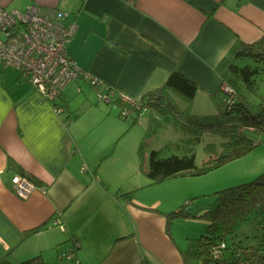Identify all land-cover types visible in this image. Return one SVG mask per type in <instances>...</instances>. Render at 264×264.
Here are the masks:
<instances>
[{
    "label": "crops",
    "instance_id": "0c3cea01",
    "mask_svg": "<svg viewBox=\"0 0 264 264\" xmlns=\"http://www.w3.org/2000/svg\"><path fill=\"white\" fill-rule=\"evenodd\" d=\"M31 3L69 13L77 30L68 53L103 85L141 100L174 71L196 82L190 105L171 96L186 115L221 110L218 64L237 40L264 35V0H0L7 8ZM94 91L72 81L57 113L16 68L0 64V264H168L177 250L183 264L178 219L168 231L166 215L185 195L170 181L177 177L166 189L151 182L136 151L146 130ZM21 173L37 184L27 198L11 186ZM211 205L186 210L200 215Z\"/></svg>",
    "mask_w": 264,
    "mask_h": 264
},
{
    "label": "trees",
    "instance_id": "16d2710c",
    "mask_svg": "<svg viewBox=\"0 0 264 264\" xmlns=\"http://www.w3.org/2000/svg\"><path fill=\"white\" fill-rule=\"evenodd\" d=\"M246 58H251L257 64L240 66L235 63L237 59ZM263 69L264 35L252 43L237 40L217 66L221 77L219 90L224 95L218 113L197 116L177 111V106L171 102V96L183 99L190 105L198 92L197 83L178 71L172 72L162 87L150 91L139 100L143 108H151L166 115L174 112L178 114L175 116L185 118L186 123L181 127L185 131L195 129L199 134L190 141L198 140L201 131L219 132L226 138L219 145H206L208 158L201 166L197 165L195 152L191 149L184 154L167 157L161 155L160 149H152L145 165L146 133L138 150L142 158L141 168L152 183H161L177 176L206 174L231 160L245 156L259 144L247 131L264 132V106L260 104L255 110L249 100L250 95L257 93L256 76ZM225 86L231 91L224 93ZM139 116V110H135L130 117L122 118L134 125ZM13 162L10 160V165ZM214 194L217 196L216 200L200 215H191L186 210L189 202L166 213L168 231L175 218H203L208 222L206 231L196 238H188L186 249L180 251L183 264L191 260H198L200 264H264V173L251 181L223 188ZM39 262L36 257L21 264Z\"/></svg>",
    "mask_w": 264,
    "mask_h": 264
},
{
    "label": "built area",
    "instance_id": "2783aa9c",
    "mask_svg": "<svg viewBox=\"0 0 264 264\" xmlns=\"http://www.w3.org/2000/svg\"><path fill=\"white\" fill-rule=\"evenodd\" d=\"M68 16L63 10L34 3L23 10L0 6V64L16 68L53 104L57 113L65 110L61 103L65 88L77 79L87 80L96 89L98 100L120 103L121 117L128 118L135 110L140 113L145 110L139 100L118 92L111 85H103L101 80L77 65L67 50L77 24L68 22ZM227 91L231 89L225 86L223 92ZM11 186L18 196L27 198L37 184L26 175L16 174Z\"/></svg>",
    "mask_w": 264,
    "mask_h": 264
},
{
    "label": "rangeland",
    "instance_id": "374dc122",
    "mask_svg": "<svg viewBox=\"0 0 264 264\" xmlns=\"http://www.w3.org/2000/svg\"><path fill=\"white\" fill-rule=\"evenodd\" d=\"M24 9L23 7H19ZM240 66L250 64H257L251 58L237 59L235 61ZM258 90L256 94L249 96V100L252 103V107L256 110L259 108L260 104L264 106V69L256 76ZM90 88V86L87 85ZM95 93V99L98 100L97 93ZM87 94V93H86ZM83 97H77L74 104L78 105L86 99L87 95L82 94ZM222 97L224 95L222 94ZM101 102V100H99ZM103 104V101L101 102ZM114 104V103H112ZM142 117V119H141ZM154 118V119H153ZM185 118H180L174 115H166L158 113L155 110L145 109L142 110L139 116V121L135 124L133 129H139L140 131L145 129L147 133V143L145 144L144 151V162L145 165L148 163V154L152 149L161 150V155L164 157L170 156L172 154H184V152L189 149L195 152L196 163L201 166L204 160L208 158V153L206 152V145L208 144H221L226 140L219 132H205L201 131V135L198 140L190 141L198 136V132L193 129L192 131H185L181 126L186 123ZM247 133L259 141V144L248 152L245 156L231 160L221 167L210 171L206 174L199 176H177V181L179 189L183 191L184 196L179 199L180 204H185L186 201L191 203L187 205V209H191L198 206L199 203H213L217 196L214 194L216 191L223 188L237 185L243 182L251 181L264 173V132L247 131ZM135 135H132L130 145L134 143ZM140 144V143H139ZM138 146V145H137ZM138 153V147L136 148ZM141 158V157H140ZM142 163V158H141ZM166 181L163 184L164 189L169 183ZM175 183V185L177 184ZM165 192L167 190H164ZM193 199H188L189 196ZM195 195V197H194ZM187 218V219H186ZM176 218V224L174 227L177 228V237L174 236L176 241V246L179 249H186L188 244V238H196L205 231L208 227L207 220L203 218L190 219L188 217ZM192 218V217H191ZM172 226V224H171ZM171 230V229H170ZM178 251V250H177ZM175 251V257H170L168 264H181L179 258V251ZM187 264H200L198 260H191Z\"/></svg>",
    "mask_w": 264,
    "mask_h": 264
},
{
    "label": "bare ground",
    "instance_id": "6f19581e",
    "mask_svg": "<svg viewBox=\"0 0 264 264\" xmlns=\"http://www.w3.org/2000/svg\"><path fill=\"white\" fill-rule=\"evenodd\" d=\"M226 101V100H225ZM122 108V107H121ZM137 112H138V110H137Z\"/></svg>",
    "mask_w": 264,
    "mask_h": 264
}]
</instances>
